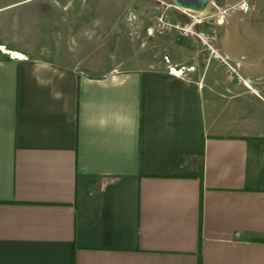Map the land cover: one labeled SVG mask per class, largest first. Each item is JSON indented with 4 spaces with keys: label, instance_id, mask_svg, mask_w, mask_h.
Wrapping results in <instances>:
<instances>
[{
    "label": "crops",
    "instance_id": "crops-1",
    "mask_svg": "<svg viewBox=\"0 0 264 264\" xmlns=\"http://www.w3.org/2000/svg\"><path fill=\"white\" fill-rule=\"evenodd\" d=\"M240 1L212 0L206 28L252 90L209 58L82 75L83 36L29 50L58 0H0V47L24 57L0 54V264H264V0Z\"/></svg>",
    "mask_w": 264,
    "mask_h": 264
},
{
    "label": "rangeland",
    "instance_id": "rangeland-1",
    "mask_svg": "<svg viewBox=\"0 0 264 264\" xmlns=\"http://www.w3.org/2000/svg\"><path fill=\"white\" fill-rule=\"evenodd\" d=\"M58 1L61 7H57L54 16L57 30L45 32L44 43L29 49L34 56L53 59L58 53L69 50L74 42L78 44L83 36L81 53L84 60L71 65L85 76L101 71L108 73L113 69H155L166 66V58L171 67L183 69V74L192 68L203 69L206 66L209 54L200 44L172 30H163L161 33L155 30L152 36L147 34L158 23L187 22L188 14L174 7L171 0ZM63 6L67 10L61 9ZM97 7L100 14L95 12ZM0 51L1 56L6 54L1 47Z\"/></svg>",
    "mask_w": 264,
    "mask_h": 264
},
{
    "label": "built area",
    "instance_id": "built-area-1",
    "mask_svg": "<svg viewBox=\"0 0 264 264\" xmlns=\"http://www.w3.org/2000/svg\"><path fill=\"white\" fill-rule=\"evenodd\" d=\"M237 8L242 14H248L252 11L253 7L249 4L248 0H241L239 3L232 7ZM187 22L184 24H156L154 27L147 31L149 36H152L156 31L161 33L163 30H172L182 37L188 38L193 42L200 44L203 50L208 52L209 59L218 62L223 66L226 76L229 79L235 80L242 84L248 90H252L253 80L244 78L241 74V61L232 60L228 55L222 52L218 45V35L215 31H209L206 26H224L227 10L219 9V13L209 18H201L199 16H192L188 13ZM24 58V57H23ZM167 70L169 74L175 77H184L183 69H175L169 65L167 58L165 59ZM193 70V68L191 69Z\"/></svg>",
    "mask_w": 264,
    "mask_h": 264
},
{
    "label": "water",
    "instance_id": "water-1",
    "mask_svg": "<svg viewBox=\"0 0 264 264\" xmlns=\"http://www.w3.org/2000/svg\"><path fill=\"white\" fill-rule=\"evenodd\" d=\"M174 7L186 11L192 16L209 18L219 13L212 0H172Z\"/></svg>",
    "mask_w": 264,
    "mask_h": 264
},
{
    "label": "bare ground",
    "instance_id": "bare-ground-1",
    "mask_svg": "<svg viewBox=\"0 0 264 264\" xmlns=\"http://www.w3.org/2000/svg\"><path fill=\"white\" fill-rule=\"evenodd\" d=\"M1 50L5 52L6 54L11 55L12 58L21 59V60L23 59V56L18 52L7 51L6 49L2 47H1Z\"/></svg>",
    "mask_w": 264,
    "mask_h": 264
}]
</instances>
